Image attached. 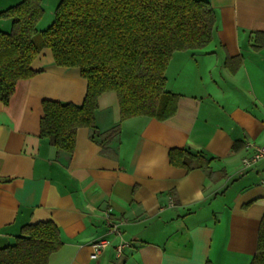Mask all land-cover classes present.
<instances>
[{"label": "crops", "instance_id": "crops-1", "mask_svg": "<svg viewBox=\"0 0 264 264\" xmlns=\"http://www.w3.org/2000/svg\"><path fill=\"white\" fill-rule=\"evenodd\" d=\"M20 1L0 0V11ZM208 1L211 41L175 51L165 71L166 90L179 95L175 113L121 120L116 93H102L96 127L119 124V133L103 141L80 127L70 153L40 136L42 101L80 105L86 80L41 49L32 62L39 71L0 101V247L22 226L52 221L62 244L48 264H250L264 215V158L250 168L241 160L264 146V0ZM58 2L40 0L37 29L53 21ZM10 28L0 18V30ZM172 148L211 159L186 171L169 162ZM102 238L109 245L92 258ZM120 242L128 245L116 257Z\"/></svg>", "mask_w": 264, "mask_h": 264}, {"label": "trees", "instance_id": "trees-1", "mask_svg": "<svg viewBox=\"0 0 264 264\" xmlns=\"http://www.w3.org/2000/svg\"><path fill=\"white\" fill-rule=\"evenodd\" d=\"M42 14L40 0L0 11V18L11 19L10 30H0V101L7 104L17 81L39 71L32 62L44 47L54 65L76 68L86 80L82 103L43 100L40 119V136L69 153L80 127L91 128L92 138L103 135V141L119 133V124L104 133L96 127L102 93H116L121 120L172 116L179 95L166 90L168 62L175 51L205 47L216 20L208 0H59L53 21L38 31ZM168 158L186 171L207 168L211 159L189 148H172ZM61 244L52 221L27 224L12 244L0 247V264H48ZM250 264H264V215Z\"/></svg>", "mask_w": 264, "mask_h": 264}, {"label": "built area", "instance_id": "built-area-1", "mask_svg": "<svg viewBox=\"0 0 264 264\" xmlns=\"http://www.w3.org/2000/svg\"><path fill=\"white\" fill-rule=\"evenodd\" d=\"M262 158H264V146H257L255 147L254 151L252 154L245 156L242 158L241 163L242 166L244 168H250L252 167L254 164H256L259 160H261ZM262 184H264V181H262ZM111 223V222H110ZM110 230L113 233L116 234H120L119 228L117 226V224L111 223L110 224ZM109 245V241L107 239H98L96 241H94L91 244V248H92V253H91V257L92 258H98V256L101 254V252ZM128 243L127 242H120L116 248H115V255L116 257L120 256V254L122 253L123 249L125 248V246H127Z\"/></svg>", "mask_w": 264, "mask_h": 264}, {"label": "rangeland", "instance_id": "rangeland-1", "mask_svg": "<svg viewBox=\"0 0 264 264\" xmlns=\"http://www.w3.org/2000/svg\"><path fill=\"white\" fill-rule=\"evenodd\" d=\"M44 3H46V2H44ZM46 9H47V6H46ZM51 21L52 20H50V18H47V19L45 18L43 21H41L37 30L40 31V30L45 29L51 23Z\"/></svg>", "mask_w": 264, "mask_h": 264}]
</instances>
